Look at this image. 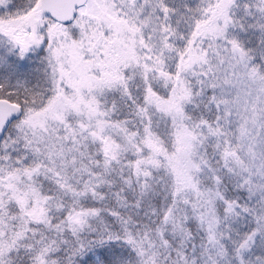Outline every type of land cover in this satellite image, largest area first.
<instances>
[{
    "label": "snow or ice",
    "instance_id": "obj_1",
    "mask_svg": "<svg viewBox=\"0 0 264 264\" xmlns=\"http://www.w3.org/2000/svg\"><path fill=\"white\" fill-rule=\"evenodd\" d=\"M0 264H264V0H0Z\"/></svg>",
    "mask_w": 264,
    "mask_h": 264
}]
</instances>
